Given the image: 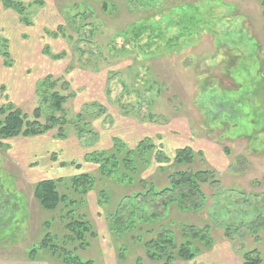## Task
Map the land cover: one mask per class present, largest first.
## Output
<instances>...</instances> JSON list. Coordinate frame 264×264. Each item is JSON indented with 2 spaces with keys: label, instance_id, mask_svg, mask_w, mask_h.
<instances>
[{
  "label": "rangeland",
  "instance_id": "rangeland-1",
  "mask_svg": "<svg viewBox=\"0 0 264 264\" xmlns=\"http://www.w3.org/2000/svg\"><path fill=\"white\" fill-rule=\"evenodd\" d=\"M17 1L20 16L0 2V18L9 20L0 27V63L12 70V46L31 61L16 66L14 96L0 86V108L6 115L10 104L29 121L39 109L41 125L54 116L58 126L0 146V201L15 207L0 215V264H61L58 248L94 264H160L143 245L161 233L173 240L174 254L186 238L195 248L192 261L174 264H242L251 251L264 264V0ZM53 93L64 98L61 112L51 108ZM60 130L63 138L54 139ZM115 136L124 145L148 138L154 147L135 180L137 173L119 168L130 185L85 160L111 150ZM26 142L43 143L36 153L47 167L88 174L93 186L81 195L60 183L58 193L73 202L43 210L34 186L50 178ZM69 142L81 160L62 154ZM184 147L193 150V164L171 165ZM166 168L214 174L180 207L169 204L177 192L133 200L150 188L141 180L156 191L167 187ZM73 221L88 226L82 240H69ZM46 235L53 254L41 246Z\"/></svg>",
  "mask_w": 264,
  "mask_h": 264
},
{
  "label": "trees",
  "instance_id": "trees-1",
  "mask_svg": "<svg viewBox=\"0 0 264 264\" xmlns=\"http://www.w3.org/2000/svg\"><path fill=\"white\" fill-rule=\"evenodd\" d=\"M2 6L5 9H12L18 16L22 15L23 7L17 0H0ZM105 10H108V6L105 5ZM73 17L66 19V24H68ZM63 29L62 26L57 28V33L52 34L53 36H58V34H62ZM62 36V35H61ZM6 64V63H5ZM7 65L8 62H7ZM46 80V79H45ZM64 98L58 95L57 93H53L51 95V108L54 110L61 112L62 104ZM6 110L0 108V115H5ZM35 120L29 121L22 113L20 109L13 108L10 104L8 105V112L0 120V146H4L2 143L6 140L15 139L17 137L22 136L23 138H34L40 135H43L46 132H49L54 128L55 125L58 126V119L54 116H49L47 125H41L38 122L39 119V109L34 111ZM63 134L61 130L54 137V139L59 140L63 138ZM112 149L109 151H97L94 153H90L85 157L89 163H94L97 165L98 172L103 177H114L118 182H129L130 185L136 178L139 177V169L138 165L143 163V166L150 162L149 159L142 155H148L153 150V145L151 140L148 138H143L138 144L132 149L127 147L122 143L121 140L117 138L111 139ZM193 150L189 147H184L181 149H177L174 153L173 163L171 165H175L176 167L186 166L193 164L194 156ZM121 157V158H120ZM125 171H131L132 173H137L135 177L130 181L127 176H120L119 168ZM118 168V169H117ZM162 171L167 174L166 178L168 180L167 187H162L159 191L154 189L153 184L146 183L145 181H140L142 184L144 183L150 186L149 189L144 192L145 194H134L133 200L137 199V197L144 195L151 196H162L166 192L176 193V199L173 200V203H169L171 206L175 205L176 207H180L181 203L186 201L187 199H194V197H198L200 195L199 183H205L206 179L203 178L205 175H213V171H195V172H186V171H175L173 173H168L167 168L162 169ZM129 173V172H128ZM117 174L119 176H117ZM70 180L65 179H56V180H42L35 184L34 186V197L37 200L39 206L46 211H53L58 208L61 203H66L65 206H68L73 201L70 200L67 204V196L60 195L57 191V187L60 183L65 185L69 182V185L76 189L78 194L85 195L87 189L93 186L94 181L91 176L88 174H79L69 178ZM150 192V193H149ZM14 198H18V195H14ZM0 201V215H5L6 217L15 212L14 210L9 208L8 205L2 204ZM16 203H13L15 206ZM181 209V208H180ZM10 210V214H6ZM14 211V212H13ZM71 231L76 229V236L71 241H75L76 239L82 240L85 231H88V226L83 222L73 221L70 222L69 225L66 226ZM78 229V230H77ZM3 231V230H2ZM0 231V232H2ZM167 232V231H166ZM47 238H44L41 241L42 248L46 249L50 253H54L55 244L50 243L51 241L48 239L49 236L46 235ZM203 240V237L199 238ZM187 240V241H186ZM184 243L179 245L177 248V252L174 254V243L173 240L167 238V236L163 235V233L159 234L156 240H150L144 243L145 255L151 261H156L160 264H174L175 259H179L181 261L190 262L197 255L195 254V248L191 249V242L186 238ZM59 254L57 257H61V264H94L91 260H83L77 254L72 252H66L60 248ZM36 253V250L32 251ZM256 252L245 253L243 258L241 259L242 264H260L259 259H251V255ZM257 254V253H256ZM134 264H144L140 259H137Z\"/></svg>",
  "mask_w": 264,
  "mask_h": 264
},
{
  "label": "crops",
  "instance_id": "crops-1",
  "mask_svg": "<svg viewBox=\"0 0 264 264\" xmlns=\"http://www.w3.org/2000/svg\"><path fill=\"white\" fill-rule=\"evenodd\" d=\"M7 21V23L9 22V20H6V18L2 17L0 18V27H2L1 24L5 25V21ZM3 28H1L0 30H2ZM4 30V29H3ZM5 32V30H4ZM5 34V33H4ZM5 37H8V34H5ZM10 38H8L7 40L9 41ZM15 49L13 46H12V49H8L9 50V55L7 54V58L6 61L7 62H10L11 59L14 63L13 67L11 68L12 70H9L8 68L5 67V61L4 63L1 62L0 63V86H2V88H4V92L6 93V95L8 94V96L10 97V92H12L13 96H14V92H13V87H15L16 85V79H13L14 75L16 74V66H20V67H24L25 66V63L26 61H31L29 58H30V55H26L25 53H20V55L18 56V54L15 52ZM40 55V54H39ZM38 57V56H37ZM11 58V59H10ZM39 58V57H38ZM10 59V61H8ZM10 65V64H9ZM7 69V71H6ZM37 81V80H36ZM36 81H34L36 83ZM34 83V84H35ZM115 138H119V136H115ZM143 139V138H142ZM142 139H140L139 141H141ZM28 143H31V141H34L29 139H25ZM51 140V139H50ZM49 140V141H50ZM122 140V139H121ZM49 141H47L48 143H50ZM53 141V140H52ZM51 141V142H52ZM123 141V140H122ZM137 139L131 141V142H126L125 144L127 145V147H134L138 144L139 142ZM26 142V143H27ZM111 142V141H110ZM25 144V143H22L24 146H27V145H33L36 147V150L34 153H32L33 155L34 154H37L36 151H40V148H43V149H46L45 146L43 145V143L39 144V143H32V144ZM57 144V143H55ZM38 147V148H37ZM73 151H72V150ZM43 151V150H41ZM63 153L62 154H66L67 156H69V153L72 155V158H74V160H81L83 157L81 155L80 152H78V150L76 149V145L69 142V146L68 147H64L62 150H61ZM38 155L40 156L41 160L43 159V155H41L40 153H38ZM42 164V163H41ZM43 168H45V172L46 174L44 173L45 175V179L47 178H50V179H47V180H51L53 178H60V179H63V178H67V177H70V176H75V175H68L69 171H67L65 168H61V167H47V164H46V161L45 159H43ZM47 177V178H46ZM44 180V179H42Z\"/></svg>",
  "mask_w": 264,
  "mask_h": 264
}]
</instances>
